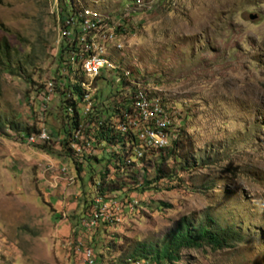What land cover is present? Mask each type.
<instances>
[{"label": "rangeland", "instance_id": "1", "mask_svg": "<svg viewBox=\"0 0 264 264\" xmlns=\"http://www.w3.org/2000/svg\"><path fill=\"white\" fill-rule=\"evenodd\" d=\"M64 1L70 0L58 3ZM74 1L88 20L104 22L100 30L119 29L102 50L110 65L105 75L95 81L86 73L81 83L92 92L91 103L103 96L106 106L114 91L122 101L145 87L153 101L173 109L167 145L181 139L180 156L194 165L180 171L169 161L176 177L147 188L144 178L155 176L152 163L146 170L136 163L127 174L133 178H125L131 189L97 196L103 172L108 170L105 180L124 175L113 155L123 154L128 144L124 150L80 145L77 172L57 144L66 114L58 109L62 96L56 90L46 115L54 142L25 144L27 136L6 124L46 128L39 110L58 69L57 4L0 0V264H84L87 248L95 264H124L136 244L159 246L182 218L192 225L208 218L211 229L236 236L220 249L184 248L171 264H264V0ZM6 58L12 67L23 64L25 73L3 70ZM61 69L69 84H78L68 66ZM82 72L76 74L81 80ZM84 110H91L89 104ZM90 112L79 113L85 118ZM47 155L62 164L47 161ZM60 167L63 175L55 174ZM114 198L118 209L107 211L103 204ZM95 201L97 211H104L100 219L109 222L85 229L82 220Z\"/></svg>", "mask_w": 264, "mask_h": 264}, {"label": "trees", "instance_id": "2", "mask_svg": "<svg viewBox=\"0 0 264 264\" xmlns=\"http://www.w3.org/2000/svg\"><path fill=\"white\" fill-rule=\"evenodd\" d=\"M78 3V2H77ZM74 0H70L69 2H62L64 6L68 4V7L62 8V4L60 5V11L65 16V19L69 21L68 23V31L69 34H73L70 36V40L67 43V46L64 50V44H60L59 51H64V54L62 56L59 55L60 59V69L65 67H69L70 75L72 74L74 76V79L77 80L78 84L71 85L69 84V80L67 81L65 76H63L62 72H64V69L60 70V75L58 71H55V78L58 81V83L64 82L62 85H58L57 88L53 87V92L58 91L62 99L60 100V104L58 105V109L63 113L66 114L65 118L62 115V134L60 132L54 133L52 130L49 129L46 126V117H45V127L56 136H59L60 139L57 141V144L60 148H63L68 155H70V159L72 160V163L74 164L77 172H81L82 163H79L77 161L78 158L75 157L74 154L79 153V149H74L71 147V144H76L79 148L80 145H84V142L87 141V143H91L94 145H99L101 147V150H104L106 147H114L119 146L120 149L124 150V145L128 144V149L124 150L123 154H114L113 157L118 160V165L115 167L118 171H120L122 174V178L118 176V173H115V177L109 180H105L108 170L103 172L101 175L100 182L96 185L97 191L96 195L102 198L107 197V194H115L117 192H121L125 188H128V183H126L125 178H130V180L133 178V176L128 177L127 174L128 170L135 166L137 163L138 165L144 167L143 169L146 170V165L151 166L150 163H152V168L154 170V178L152 181L147 180L144 178V185H146L147 188L152 183H156L160 180L166 179V180H172L176 177L175 170L172 169L171 164H169V161L173 162L176 167L179 168L180 171H186L189 167H193V165H189L190 161L188 158L183 155L180 156V150L182 145L181 139H173L171 140V143L166 146H162L159 148L155 147H148L145 143H138L135 138L129 134H122L118 132L115 128H111L109 126V121L113 118L118 116L122 111L123 107H127L128 105V98L122 99V101H118L115 98V95L113 99H110V103L106 104V106H103L104 110L99 109V104L103 101V96L96 98V105H94V98L92 101L91 112L88 114L87 117L82 118L80 116L79 110H80V104H81V95H82V87L81 83L83 80L77 78L76 74L73 73V69H71V64L69 62V58L72 52H78L80 50L81 42L79 40L80 35L77 33V27L84 23L85 21H88V19L85 16L86 11H84V8L77 9L78 4ZM77 9V10H76ZM70 12H74V16H68L70 15ZM87 14V13H86ZM68 16V17H66ZM59 19V15H58ZM76 21V22H75ZM90 21V20H89ZM92 21H96V18H94ZM59 22V21H58ZM74 27V30H69ZM120 26L119 28H121ZM117 32L119 29L116 30ZM60 37L62 36V29L60 28ZM59 53V52H58ZM68 60H67V57ZM4 62L3 70H8L12 74H23L24 66L23 64L17 62L14 67L10 64V61L7 60ZM58 62V61H57ZM80 69H78L79 71ZM68 75V74H67ZM103 76L97 77L94 80L97 81L99 78H102ZM31 81V80H29ZM52 81V80H50ZM53 82V81H52ZM32 83V82H31ZM95 86V83H94ZM133 86V84H132ZM38 87V86H37ZM43 91V86H42ZM37 92L38 90L35 89ZM41 91V92H42ZM102 94L105 93L103 91V88H101L100 91ZM100 93V95H102ZM76 94V99H73L72 95ZM119 95V94H118ZM43 97V92L42 96ZM44 98V97H43ZM43 98L41 99L43 101ZM99 99H101L100 102ZM123 102V103H122ZM48 107L46 109V115L48 113ZM44 114V113H43ZM81 118V120H80ZM5 125V124H4ZM11 130L15 131L16 133H20L19 135L24 136H31L35 135L39 128L37 129L34 125H26V124H17L15 121H9L6 124ZM78 131V138H73V133ZM174 132V131H173ZM173 132H169L168 138L170 139V136H173ZM176 132V131H175ZM132 138V140H131ZM77 141V142H76ZM131 142V143H130ZM133 142V143H132ZM135 142V143H134ZM86 144V143H85ZM134 145V146H133ZM143 147L141 149V146ZM140 149L141 152H144L140 158H136V149ZM144 149V150H143ZM130 153V154H129ZM134 153V155H133ZM111 154H113L111 152ZM132 157V158H131ZM96 161L97 158H94ZM98 162V160H97ZM205 162H201L200 166H205ZM120 167H122L120 169ZM130 183V182H129ZM131 189V188H128ZM115 199V198H114ZM107 201V200H106ZM131 203V202H130ZM98 210V206H96V211ZM94 212V210L92 211ZM91 214L87 217L90 218ZM115 218V217H113ZM102 222H109L108 220H102ZM214 224L210 219H205L203 222H200L196 225H192L189 220H186L185 218H182L179 221V225L176 229L171 231L169 235L164 239V241L161 242L159 246L154 244H145V243H138L133 247L132 251L128 255V259L125 260L124 264H135L140 261H149L152 264H171L174 261H179L180 258V251L184 248H192V247H201L204 244L210 245L215 249H220L223 247H228L230 245V241H232L233 236H236L235 232L227 230V229H211L209 224Z\"/></svg>", "mask_w": 264, "mask_h": 264}, {"label": "bare ground", "instance_id": "3", "mask_svg": "<svg viewBox=\"0 0 264 264\" xmlns=\"http://www.w3.org/2000/svg\"><path fill=\"white\" fill-rule=\"evenodd\" d=\"M96 21H99V23L94 22L92 20L90 21L88 20L85 21L84 23H81L77 27L78 30L77 33L80 35L79 40L81 42L80 50L78 52H72L69 58L70 59L69 62L71 66L73 65L77 67V69L73 71L74 74H77L78 69L83 70L82 74H80L81 76L84 75L83 81L87 80V78L85 77L86 73L92 79L93 78L95 79L100 76H104L105 73L107 72V69L110 66L108 61L105 59L102 50L105 48V45L107 44L108 41L114 39L115 30L117 29H115L111 33L106 31L105 29L100 30L104 22H101L100 20H96ZM69 30L73 31L74 27ZM88 65H89V69H87ZM134 85L136 86V84ZM45 87L48 92V96H51L53 89V82L51 81L47 82ZM144 88H141L140 86L136 87L133 93L130 94L129 97H127L128 98L127 107L126 106L123 107L122 110L124 111H122L118 116L113 117L109 121V126H111V128L112 127L115 128L118 132L122 134H129L133 136L138 143H143V141L140 140L141 137H151L152 139L161 140L160 142L157 143H145L148 147L159 148L162 146H166L169 140L167 134L170 132V128L173 125V118H172L173 109L164 108L157 101L155 100L153 101V99L147 93L148 89L146 90ZM82 92L83 93L81 95V104L79 107L80 110L81 109L83 110L81 111L82 114L85 113L87 114L92 110L91 107L94 106L91 103L92 92L91 93L84 92L83 87H82ZM159 100L162 101L160 98ZM88 104L91 110H84L85 108H87ZM141 109L142 112H138ZM157 109H160L161 112L158 115V122L153 123L154 118H157ZM113 122H116L117 125L116 126L113 125ZM46 132H47L46 128L42 127L35 135L28 136L26 141L39 140L42 138V136H44ZM76 133H78V131L73 133L74 139L78 138V134ZM71 147L78 150L76 144H71ZM142 148L143 147L141 146V149ZM135 151L137 154L136 158H140L144 153L141 152L142 150L140 151L138 147ZM102 201L103 200H100V204L102 203ZM96 212H98L99 218L102 215V213H104V211L103 212L96 211ZM88 221H95V214H93V216L90 217Z\"/></svg>", "mask_w": 264, "mask_h": 264}, {"label": "built area", "instance_id": "4", "mask_svg": "<svg viewBox=\"0 0 264 264\" xmlns=\"http://www.w3.org/2000/svg\"><path fill=\"white\" fill-rule=\"evenodd\" d=\"M53 3L57 4V15H59V28L62 29V36L60 37V44H64V50H65V48L67 46V43L70 40V36H72L73 34H69V31H68V20L65 19V16L60 11V3H58V0H53ZM61 53H62V56H63L64 51H59L58 55L55 57V59H57V61H58V69H57V71L59 72V75H60V59H59V55H61ZM89 65H91V64H89ZM89 65L87 66V69H89ZM52 81H53V87L57 88L58 85L60 86V83H58V81L56 80L55 76L53 77ZM114 95H115V98L119 101V98H121V97L118 95L117 91H114ZM51 98H52V96H48V93H47V96L44 97L43 101H41L42 103H41V107H40L39 111L41 113H45V117H46L47 105L51 101ZM99 109L100 110H104L103 103L99 105ZM81 111H83V110L81 109ZM138 112H142V109L139 110ZM160 112H161L160 109H157V118H154L153 123L158 122V115H159ZM76 134H80V133H76ZM140 140H142L143 143H157V142L161 141V140L152 139L151 137H141ZM23 142L25 144H27V145L45 144V146H48L49 143H53L54 142V134H52L48 130L44 134V136H42V138L39 139V140L23 141ZM84 146H91V143H89V142L87 143V141H86V142H84ZM59 173H60V175H63V172L61 170H59ZM66 180L68 181L69 179H66ZM96 204H98L97 201H95V206H94L95 221H87V218L82 220L81 225L85 229L95 228L97 226L98 222H100L101 220H105V219H100L99 218L98 212H96ZM103 205H104V208L107 211H110L111 209H116V210L118 209V205H117V200L116 199H114V200H112L110 202H107L106 204H103ZM76 247H77V250L82 249L80 244H77ZM82 253H83L82 256H83L84 264H94L96 258H95L94 254H93V252H92V250L90 248L82 249Z\"/></svg>", "mask_w": 264, "mask_h": 264}, {"label": "crops", "instance_id": "5", "mask_svg": "<svg viewBox=\"0 0 264 264\" xmlns=\"http://www.w3.org/2000/svg\"><path fill=\"white\" fill-rule=\"evenodd\" d=\"M46 158H47V159H46L47 161H50V162H52V163L54 162V164H55V163L62 164V162H60L59 159H56V160H55L54 157H53V158H52V157L50 158V157L47 155ZM57 160H58V161H57ZM55 161H56V162H55ZM60 169H61V167H60V168H56L55 171H53V172H54L55 174H58L57 172H59Z\"/></svg>", "mask_w": 264, "mask_h": 264}]
</instances>
